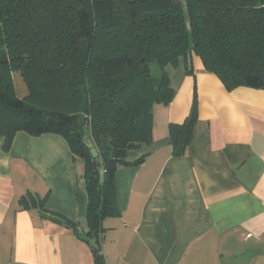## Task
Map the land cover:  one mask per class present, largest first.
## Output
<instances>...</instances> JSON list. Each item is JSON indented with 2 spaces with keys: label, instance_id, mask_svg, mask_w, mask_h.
<instances>
[{
  "label": "crops",
  "instance_id": "1",
  "mask_svg": "<svg viewBox=\"0 0 264 264\" xmlns=\"http://www.w3.org/2000/svg\"><path fill=\"white\" fill-rule=\"evenodd\" d=\"M166 72L174 98L154 105L152 141L126 153L144 160L115 173L120 214L103 220L106 264H264V88L228 90L195 54ZM195 92L194 131L175 156L169 126L186 119ZM4 143L0 264H95L80 237L89 232L84 163L65 137L20 130Z\"/></svg>",
  "mask_w": 264,
  "mask_h": 264
},
{
  "label": "trees",
  "instance_id": "2",
  "mask_svg": "<svg viewBox=\"0 0 264 264\" xmlns=\"http://www.w3.org/2000/svg\"><path fill=\"white\" fill-rule=\"evenodd\" d=\"M192 54L228 90L264 88V0H0L4 149L20 130L65 137L84 163L95 264H106L103 220L120 214L115 173L144 160L129 162L126 153L152 141L154 105L175 95L166 66ZM197 118L195 92L186 119L169 126L173 155L185 152Z\"/></svg>",
  "mask_w": 264,
  "mask_h": 264
},
{
  "label": "water",
  "instance_id": "3",
  "mask_svg": "<svg viewBox=\"0 0 264 264\" xmlns=\"http://www.w3.org/2000/svg\"><path fill=\"white\" fill-rule=\"evenodd\" d=\"M84 142L91 149L93 156L98 157L99 153H98L97 149L95 148L94 143L89 138V133L87 131L84 133ZM80 237L84 240H88V237H86L84 235H80Z\"/></svg>",
  "mask_w": 264,
  "mask_h": 264
},
{
  "label": "rangeland",
  "instance_id": "4",
  "mask_svg": "<svg viewBox=\"0 0 264 264\" xmlns=\"http://www.w3.org/2000/svg\"><path fill=\"white\" fill-rule=\"evenodd\" d=\"M155 74H157V69L154 70ZM15 78H16V86H17V92L18 95L22 96L24 95V93L27 92V88L24 85L23 79L22 77L19 75V73L15 74Z\"/></svg>",
  "mask_w": 264,
  "mask_h": 264
}]
</instances>
